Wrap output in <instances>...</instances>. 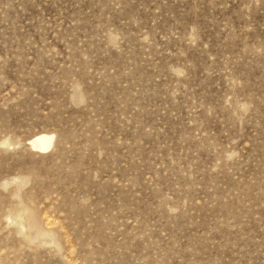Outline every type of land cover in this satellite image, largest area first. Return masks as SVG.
<instances>
[{
	"label": "rangeland",
	"instance_id": "1",
	"mask_svg": "<svg viewBox=\"0 0 264 264\" xmlns=\"http://www.w3.org/2000/svg\"><path fill=\"white\" fill-rule=\"evenodd\" d=\"M0 264H264V0H0Z\"/></svg>",
	"mask_w": 264,
	"mask_h": 264
},
{
	"label": "bare ground",
	"instance_id": "2",
	"mask_svg": "<svg viewBox=\"0 0 264 264\" xmlns=\"http://www.w3.org/2000/svg\"><path fill=\"white\" fill-rule=\"evenodd\" d=\"M54 142H55V136L53 134L40 133L34 136L32 139H30L29 146L31 147L32 150L44 154L53 147ZM19 213L20 212L17 211V214Z\"/></svg>",
	"mask_w": 264,
	"mask_h": 264
}]
</instances>
